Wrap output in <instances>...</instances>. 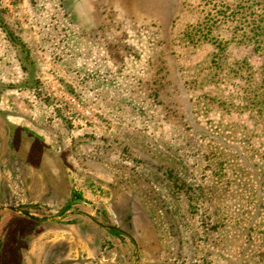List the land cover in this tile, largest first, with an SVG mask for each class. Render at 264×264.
<instances>
[{"label":"rangeland","instance_id":"374dc122","mask_svg":"<svg viewBox=\"0 0 264 264\" xmlns=\"http://www.w3.org/2000/svg\"><path fill=\"white\" fill-rule=\"evenodd\" d=\"M0 20L28 50L0 28V203L96 211L142 264H264V0H0ZM75 217L28 230V260L126 264Z\"/></svg>","mask_w":264,"mask_h":264},{"label":"flooded vegetation","instance_id":"af4514ba","mask_svg":"<svg viewBox=\"0 0 264 264\" xmlns=\"http://www.w3.org/2000/svg\"><path fill=\"white\" fill-rule=\"evenodd\" d=\"M2 129L5 134L10 133V129L5 122L2 124ZM8 140V146L10 148L8 151L13 153V140L11 137H9ZM28 204L30 203H21L20 205H11L6 202L0 203V264H28L25 263L28 261L26 252L29 249L30 241V239H27V236L30 237L27 231L51 226L52 224L65 223L70 225L81 223L79 222L80 219L75 216H84L90 221V224H95L104 229L109 236V241L114 243L113 246L115 248L117 245L119 246L126 264H142L138 257V249L134 238L121 227L102 221L100 213L96 211L91 212L90 210L74 209L72 204L66 202L59 210L51 214L43 215L42 212L39 211L41 205L38 204L37 207H32L33 209H31V207H28ZM12 219L13 221L11 222ZM103 225L113 226L114 229L103 227ZM127 241L131 242L134 246L132 255L130 254V246ZM53 257L54 256H49L45 264H58L54 263L55 258ZM60 261L59 264H67L65 263L66 261L63 263L62 260ZM35 264L44 263H40L39 260V262L37 261Z\"/></svg>","mask_w":264,"mask_h":264},{"label":"crops","instance_id":"0c3cea01","mask_svg":"<svg viewBox=\"0 0 264 264\" xmlns=\"http://www.w3.org/2000/svg\"><path fill=\"white\" fill-rule=\"evenodd\" d=\"M75 9H76V17H77V21L79 22V24H80V27L85 31V32H89V31H92V29L94 30H100V24L98 23V24H96L97 23V21H96V19H95V12H93V11H90L89 9H87L86 8V5L83 3V2H78V4H77V6H75ZM82 21V22H81ZM103 30V29H102ZM102 30H100L99 31V37L101 36V32H102ZM108 32L106 31V34H107ZM95 35L97 34V32L96 33H94ZM68 76H70V74H68ZM90 94H93V93H90ZM96 94H97V92H96ZM91 97V96H90ZM92 98V97H91ZM97 99V98H96ZM99 113H101L100 112V110L98 109L97 110ZM70 225H74V224H70ZM48 246H50V245H48ZM43 248V247H42ZM64 253V252H63ZM69 253H71V252H69ZM69 253H68V255H66V256H64L63 254H62V257H60V251L58 252V251H55L54 253H52V255L51 254H48V253H46V251H44L43 249L40 251V255L39 256H36L37 257V259H38V262H39V260H40V263H47V258L49 257V256H54L53 258H55L54 259V263H60L61 261L60 260H62V263L63 262H65V263H67V264H74V256H70L69 255ZM25 263H28V264H35L36 263V261L34 262V261H32V260H28V261H26Z\"/></svg>","mask_w":264,"mask_h":264},{"label":"trees","instance_id":"16d2710c","mask_svg":"<svg viewBox=\"0 0 264 264\" xmlns=\"http://www.w3.org/2000/svg\"><path fill=\"white\" fill-rule=\"evenodd\" d=\"M253 23H255V21H252ZM256 25H252V29L257 32H260V27L255 28ZM0 28L3 31L4 36L8 39V41L14 46L15 50L18 52V54H28V50L26 48V45L24 44V42L17 36H15V34H13L11 32V30H9L8 26L6 25V23L2 20H0ZM264 31V29H263ZM23 64L25 66L28 67V77L26 78V80H24L22 83L18 84L17 87H22L24 89L27 90H33L37 87V80H34V72L35 70H33L34 68H32V62L31 61H24ZM32 64V65H31ZM16 88V87H15ZM77 196L80 197V194L77 193Z\"/></svg>","mask_w":264,"mask_h":264},{"label":"built area","instance_id":"2783aa9c","mask_svg":"<svg viewBox=\"0 0 264 264\" xmlns=\"http://www.w3.org/2000/svg\"><path fill=\"white\" fill-rule=\"evenodd\" d=\"M65 102L72 108L75 112H77L83 119L88 122L94 121L97 117L94 114V106L92 102L82 100L76 95V93H69L65 98ZM91 101V100H90Z\"/></svg>","mask_w":264,"mask_h":264},{"label":"water","instance_id":"95a60500","mask_svg":"<svg viewBox=\"0 0 264 264\" xmlns=\"http://www.w3.org/2000/svg\"><path fill=\"white\" fill-rule=\"evenodd\" d=\"M103 227H106V228H113V229H114V227H113V226H110V225H103Z\"/></svg>","mask_w":264,"mask_h":264}]
</instances>
